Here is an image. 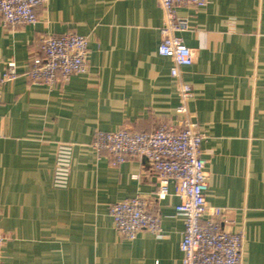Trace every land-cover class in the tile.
I'll return each instance as SVG.
<instances>
[{"label":"crops","instance_id":"0c3cea01","mask_svg":"<svg viewBox=\"0 0 264 264\" xmlns=\"http://www.w3.org/2000/svg\"><path fill=\"white\" fill-rule=\"evenodd\" d=\"M33 24L0 22V264H181L184 218L175 183L157 197L144 157L117 165L91 146L95 130L179 128L172 60L158 53L163 11L156 0H47ZM178 33L193 63L181 78L192 89L189 119L204 134L208 205L224 209L222 227L243 231L241 264H264V0L178 5ZM88 40V69L65 83H34L25 72L49 34ZM73 144L68 186L52 185L55 147ZM140 196L161 218L163 236L133 239L114 229L108 207Z\"/></svg>","mask_w":264,"mask_h":264},{"label":"built area","instance_id":"2783aa9c","mask_svg":"<svg viewBox=\"0 0 264 264\" xmlns=\"http://www.w3.org/2000/svg\"><path fill=\"white\" fill-rule=\"evenodd\" d=\"M47 0H0V22L4 25L33 24L37 21L35 7ZM163 11L160 27L161 39L158 53L172 60L170 75L177 79L179 104L176 112L182 117L179 128L160 124L151 132L128 128L113 131L95 130L90 146L98 153L105 152L110 163L117 165L128 157H144L157 180V197L169 193V183H175L174 194L179 198L177 214L184 218L179 249L181 264H241L244 233L230 232L222 227L224 209L208 205L206 158L201 144L204 134L188 116V102L192 89L181 78L180 69L193 63L192 50L178 33L187 29L186 19L175 15L178 5L205 6L208 0H156ZM41 55L32 56L25 75L34 83L54 87L65 83L73 74L86 73L88 69V40L85 35L67 31L45 36ZM13 60L0 72V85L16 77ZM73 144L60 141L55 147L52 185L65 189L68 186ZM115 231L126 239H133L141 230L162 237L161 218L147 208L140 196L124 198L108 207ZM6 236L0 228V246Z\"/></svg>","mask_w":264,"mask_h":264}]
</instances>
